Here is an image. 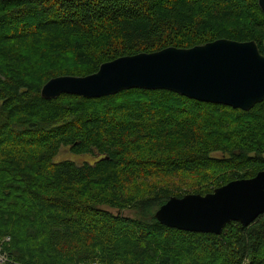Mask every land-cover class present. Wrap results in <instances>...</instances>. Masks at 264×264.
<instances>
[{
    "label": "trees",
    "instance_id": "trees-1",
    "mask_svg": "<svg viewBox=\"0 0 264 264\" xmlns=\"http://www.w3.org/2000/svg\"><path fill=\"white\" fill-rule=\"evenodd\" d=\"M220 39L264 54L259 0H0V247L11 264H264V215L219 236L155 218L171 197L264 171V102L246 112L166 90L41 96L54 78Z\"/></svg>",
    "mask_w": 264,
    "mask_h": 264
},
{
    "label": "water",
    "instance_id": "water-1",
    "mask_svg": "<svg viewBox=\"0 0 264 264\" xmlns=\"http://www.w3.org/2000/svg\"><path fill=\"white\" fill-rule=\"evenodd\" d=\"M259 6L264 12V0ZM133 89L166 90L248 112L264 102V54L255 41L220 39L190 49L170 47L118 58L90 76L51 79L41 95L45 100L64 93L96 99ZM262 215L264 171L206 195L171 197L155 218L172 229L219 236L232 222L249 227Z\"/></svg>",
    "mask_w": 264,
    "mask_h": 264
},
{
    "label": "bare ground",
    "instance_id": "bare-ground-1",
    "mask_svg": "<svg viewBox=\"0 0 264 264\" xmlns=\"http://www.w3.org/2000/svg\"><path fill=\"white\" fill-rule=\"evenodd\" d=\"M264 13V12H263ZM61 77H67V76H61ZM47 84V83H46ZM43 89V88H42ZM65 94V93H64ZM61 95H63V94H61ZM67 95H73V94H67ZM42 96V95H41ZM73 96H77V95H73ZM80 97V96H79ZM254 178V177H253ZM156 215V214H155ZM157 220V219H156ZM239 223V222H238ZM10 240L7 238V239H5V243L6 242H9ZM0 255H2L3 257H4V259H5V261H6V264H11L10 263V259H9V257H8V255L5 253V252H3V248L2 247H0Z\"/></svg>",
    "mask_w": 264,
    "mask_h": 264
},
{
    "label": "rangeland",
    "instance_id": "rangeland-1",
    "mask_svg": "<svg viewBox=\"0 0 264 264\" xmlns=\"http://www.w3.org/2000/svg\"><path fill=\"white\" fill-rule=\"evenodd\" d=\"M61 152H62L61 156H63V157H69V156H71L70 155V152L68 150H66V149L65 150H62Z\"/></svg>",
    "mask_w": 264,
    "mask_h": 264
},
{
    "label": "built area",
    "instance_id": "built-area-1",
    "mask_svg": "<svg viewBox=\"0 0 264 264\" xmlns=\"http://www.w3.org/2000/svg\"><path fill=\"white\" fill-rule=\"evenodd\" d=\"M0 264H6V261L2 255H0Z\"/></svg>",
    "mask_w": 264,
    "mask_h": 264
}]
</instances>
